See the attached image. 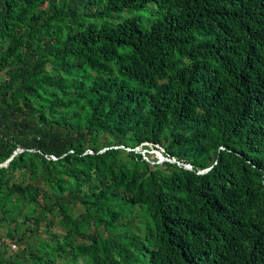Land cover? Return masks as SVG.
<instances>
[{"label":"trees","instance_id":"1","mask_svg":"<svg viewBox=\"0 0 264 264\" xmlns=\"http://www.w3.org/2000/svg\"><path fill=\"white\" fill-rule=\"evenodd\" d=\"M10 158L0 264H264V0H0Z\"/></svg>","mask_w":264,"mask_h":264},{"label":"clouds","instance_id":"2","mask_svg":"<svg viewBox=\"0 0 264 264\" xmlns=\"http://www.w3.org/2000/svg\"><path fill=\"white\" fill-rule=\"evenodd\" d=\"M143 145H145V148H143L142 145H140V146L136 147L135 149L137 151L142 152L144 155H146V153L149 152V148H152L158 154V157L156 158L158 163L170 161V162H177L179 164H183L180 161H178L176 157L167 154L166 149L164 147H162L161 145H156V144H153L149 141H145L143 143ZM148 155H150V153ZM166 157H169L171 160H167ZM146 158L148 159V156H146ZM185 166L187 168H190V169L193 168V166L191 164H185ZM207 170L208 169L203 170V171L206 172ZM203 171H201V172L203 173Z\"/></svg>","mask_w":264,"mask_h":264},{"label":"rangeland","instance_id":"3","mask_svg":"<svg viewBox=\"0 0 264 264\" xmlns=\"http://www.w3.org/2000/svg\"><path fill=\"white\" fill-rule=\"evenodd\" d=\"M91 20H92V21H96V20H98V19H96V18H92ZM148 153H150V155H148V156H151L152 158H155V159H156V158L158 157V154H157L152 148H149V152H148ZM52 230H53L54 232H59V233L63 232V230H62V228H61L60 226L52 227ZM39 232L41 233L42 237H44V238H49V235H50V234H48V233L46 232L44 226H42V227L39 228Z\"/></svg>","mask_w":264,"mask_h":264},{"label":"water","instance_id":"4","mask_svg":"<svg viewBox=\"0 0 264 264\" xmlns=\"http://www.w3.org/2000/svg\"><path fill=\"white\" fill-rule=\"evenodd\" d=\"M22 150H23V148H21V149L17 150V152H20V151H22ZM10 160H11V158H10L9 160H7L5 163H3V164H0V166L8 165V164H9V162H10ZM203 172H205V171H203Z\"/></svg>","mask_w":264,"mask_h":264},{"label":"built area","instance_id":"5","mask_svg":"<svg viewBox=\"0 0 264 264\" xmlns=\"http://www.w3.org/2000/svg\"><path fill=\"white\" fill-rule=\"evenodd\" d=\"M167 160H171L169 157H166Z\"/></svg>","mask_w":264,"mask_h":264}]
</instances>
